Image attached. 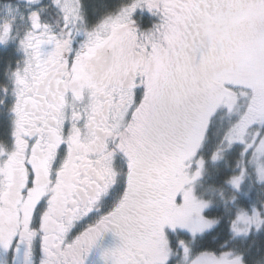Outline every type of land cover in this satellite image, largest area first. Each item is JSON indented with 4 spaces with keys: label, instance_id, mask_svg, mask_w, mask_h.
Wrapping results in <instances>:
<instances>
[{
    "label": "snow or ice",
    "instance_id": "6c2138e0",
    "mask_svg": "<svg viewBox=\"0 0 264 264\" xmlns=\"http://www.w3.org/2000/svg\"><path fill=\"white\" fill-rule=\"evenodd\" d=\"M0 264H264V0H0Z\"/></svg>",
    "mask_w": 264,
    "mask_h": 264
}]
</instances>
